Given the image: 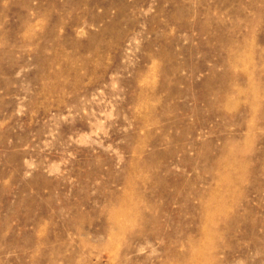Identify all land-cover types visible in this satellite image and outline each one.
I'll use <instances>...</instances> for the list:
<instances>
[{
  "label": "rangeland",
  "instance_id": "374dc122",
  "mask_svg": "<svg viewBox=\"0 0 264 264\" xmlns=\"http://www.w3.org/2000/svg\"><path fill=\"white\" fill-rule=\"evenodd\" d=\"M263 90L264 0H0V264H264Z\"/></svg>",
  "mask_w": 264,
  "mask_h": 264
},
{
  "label": "bare ground",
  "instance_id": "6f19581e",
  "mask_svg": "<svg viewBox=\"0 0 264 264\" xmlns=\"http://www.w3.org/2000/svg\"><path fill=\"white\" fill-rule=\"evenodd\" d=\"M208 56V55H207ZM213 70V69H212ZM252 79V78H251ZM250 81V80H249ZM264 91V90H263ZM259 92V91H258ZM261 95H263V94H261ZM195 96V95H194ZM263 97V96H262ZM255 98V97H254ZM161 99V98H160ZM251 104V103H250ZM246 107V106H245ZM253 107H255V106H253ZM255 112H256V110H255ZM254 119V118H253ZM253 121V120H252ZM252 121H250V123L252 122ZM253 123V122H252ZM235 161V160H234ZM234 169V168H233ZM171 173V172H170ZM165 177V176H164ZM225 183V182H224ZM162 191V190H161ZM220 194V193H219ZM215 195V194H214ZM138 199V198H137ZM225 212V211H224ZM232 247V246H231ZM235 247V246H234Z\"/></svg>",
  "mask_w": 264,
  "mask_h": 264
}]
</instances>
